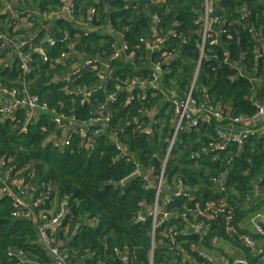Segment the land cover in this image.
<instances>
[{"label":"trees","instance_id":"trees-1","mask_svg":"<svg viewBox=\"0 0 264 264\" xmlns=\"http://www.w3.org/2000/svg\"><path fill=\"white\" fill-rule=\"evenodd\" d=\"M257 1L74 0L75 22L60 19L54 23L53 45L42 43L45 35L41 32L30 36L22 48L20 38L33 33L35 26L16 32L20 21L0 14L4 37L0 40L1 91L16 90L18 99L25 91L38 97L64 123L109 120L102 122L104 128L99 127L103 134L91 126L88 131L73 129L66 138L59 130L54 138L58 127L51 113L29 123L21 107L11 119L0 114V158L5 160L1 172L22 182L19 192L33 196L36 207L33 212L28 205L16 208L9 198L0 199V264H49L37 232L62 213H66L62 224L48 233L56 246L60 240L67 242L59 251L68 264H173L174 255L210 264L197 258L194 249L208 245L214 237H229L230 226L243 216V205L255 193V180L264 171V130L249 135L242 144L224 142L218 136L234 119H251L258 112L257 101L264 102V87L256 93L250 79L238 76L231 65L242 62L247 73L256 70L264 75V60L257 58L254 39L255 33L264 34V1L256 6ZM64 2L14 0L13 5L25 19L27 8L44 15L60 14ZM207 4L209 17L220 19L216 23L223 31L220 40L212 29L204 37L201 19ZM243 8L249 12H241ZM92 28L98 31L91 32ZM119 37L127 48L114 59ZM73 43L96 60L67 80L54 82L65 69L66 64L60 62ZM155 45L158 49L150 50ZM17 48L28 58L26 71ZM38 49L44 50L46 61ZM157 65L159 86L148 87ZM133 82L137 88L130 94ZM189 96L201 113L207 106L209 120L200 118L197 127L184 125L174 138L173 101ZM211 109L221 111L222 117L210 115ZM137 170L141 175L133 176ZM147 172L153 173L155 181L164 174L166 192L160 204L169 216H159L154 235L147 211L154 206L156 192ZM257 187L264 194V181ZM170 189L185 195H175L165 203ZM142 213L147 216L145 223L137 221ZM187 222L203 223L207 231L186 234ZM77 224L81 225L79 233L72 236ZM170 229L176 232L173 245ZM159 242L174 251L160 248ZM116 249L127 253L129 261L122 260Z\"/></svg>","mask_w":264,"mask_h":264},{"label":"crops","instance_id":"crops-1","mask_svg":"<svg viewBox=\"0 0 264 264\" xmlns=\"http://www.w3.org/2000/svg\"><path fill=\"white\" fill-rule=\"evenodd\" d=\"M1 1L2 2H0V14H2V15L7 14V13L11 14L10 8L11 7L14 8V5H13L14 0H1ZM73 1L74 0H65L63 11L60 14H56V15L55 14L44 15L40 11H36V10L32 11L31 9L27 8L26 12H28L29 15L25 17V20H23V22L20 21L18 24L15 25L14 31L21 30L23 28L24 29L25 28H33L34 26H35V29H34L35 31L33 33H31L30 35H27L26 37H21L20 38V40H22L21 42L24 44V42H27V40L30 39L29 38L30 36L31 37L33 35L38 36V33L42 32L45 35L42 43L43 44H45L47 42L50 43L51 42V35L53 33L52 29L54 28V23L57 20H60V19L69 20V18H70L69 21L75 22V19L73 18V14L71 15L70 12H68V11H72L74 8L73 7ZM263 1L264 0H258L256 3V6H261V3H263ZM105 2L108 3V0H105ZM108 7H109V5L106 6V8H108ZM207 10L210 11V7L208 4L205 8V13ZM241 12L248 13L249 10L247 8H243L241 10ZM18 14L21 17L22 14H20V13H18ZM93 14H94V10L89 11V15H88L89 22L92 21L91 16ZM11 15L15 18V15H13V14H11ZM203 18H204V16H203ZM34 19H37V21L35 22ZM78 24H79V27H85V25L83 26L82 22H78ZM217 25L218 24H216V23L209 24V26L207 27V31L209 32L212 29V31H214V33L219 37V40H220L221 33L223 31H222V28L217 26ZM204 28H205V26H204ZM263 29H264V27H263ZM154 30L155 29L153 28V31ZM90 31L96 32V31H98V29L92 28ZM208 32H207V34H208ZM251 32H253V31H251ZM107 33H112V32H111V30H107ZM254 36H255L254 39L256 38L255 41L258 43V47L255 50L257 58L264 60V34H260V35L258 34L257 35L255 33ZM120 39L121 38L119 37V40L116 41V51L113 54L114 59L120 58L121 55L126 50L123 47L125 45H122L120 43V41H121ZM162 42L163 41H159V44H162ZM52 43L53 42H51V44ZM7 46H9L8 42L5 45V47H7ZM155 46H153V47H155ZM5 47L3 49H6ZM150 50L155 51L156 49L151 48ZM37 51L39 52V49ZM116 53L119 54L117 57H115ZM94 60H96L94 57L87 55L84 52H79L77 47L75 48V43H73L71 45V50H70L69 54L67 56H65L64 59L60 62V63L66 64V66L64 67L65 69L63 70V72L60 75H58L54 78V82H56V80H55L56 78H58L57 81L67 80L76 71H79V69L81 67H85V66L89 65L90 63L92 64V61H94ZM102 62L103 63L107 62V60H102ZM226 62H228V60ZM231 65L238 71V76H243V77L245 76V77H248L250 79V81L255 86L256 93L258 90L260 91L263 89V87H264V75L260 76L261 74H259V72H257L256 70L252 73H247L245 71V66L243 65L242 62L232 63ZM160 75L161 74L159 72V76ZM101 76H104V74H102ZM136 86H137V83L133 82L132 86H130V89L127 92L131 94V92L137 88ZM153 86L155 88H157L159 86V80L157 82H155V84H153ZM148 87H152V86L149 84ZM22 95H23V98L18 99V92L16 90H14L13 92H8L6 90L0 92V107L2 110H4V109L6 110L7 108L10 107L13 109L14 114L18 111L19 107L26 109L25 121H26V123H29L31 120L27 121L28 107L25 104H23V101H25L28 97L30 98V96L28 95V93L26 91L22 92ZM32 97H35V96H32ZM255 98H256V95H255ZM18 102L21 104H18ZM44 104H46V103H44ZM257 105L258 106L264 105V102L260 103L259 101H257ZM206 107L207 106L205 105V108ZM49 110H50V108H49ZM174 112H175V110H174ZM14 114H8V115L5 114V117H3V118L4 119H11L14 116ZM156 114H157L156 112L151 113V116L154 117ZM36 115L37 116H36V118H34V120L37 119L41 115H46V113L43 112L40 114L39 112H37ZM175 116H176V114H175ZM177 122H178V118L176 116L174 125H176ZM258 125H261V120H259V121L257 120L256 124H252V122L248 120V121H244V122L239 123V124H229L227 126H223L221 128V131L225 137V141H228V140H231L233 138L243 136V134L246 131L254 130L255 127ZM91 126L98 127V128L99 127L104 128V124L102 122H99V121L97 122L95 120H90L89 123L82 124V125L77 124L75 121H69V122L64 123V129H63L62 133H63L64 138H66L70 134V131H72L73 129H75V130L80 129L82 131H88V129ZM101 128H99V129H101ZM59 130L61 131L62 129L61 128L57 129V132L55 133L54 138L56 137ZM103 133H104V131H103V129H101L100 134H103ZM146 174H147V177H148L150 183L153 186L155 183V178H154L153 173L147 172ZM4 176L5 175L3 174V172H1L2 182L0 184H3V185L0 187V189L3 187H6L10 192H12V193L14 192L16 195L21 196L19 191L21 190L23 183L19 180L18 181L10 180L9 174H8V178H5ZM263 181H264V171H263V174L260 176V178L255 180V184L258 186V184L263 183ZM257 186H256L255 193L252 196H250L247 199V201L245 202V204L243 205L242 211L244 212V214L241 217V219L239 221H237L236 225L232 224L230 226L229 234H228L229 237L228 238L214 237L210 240L208 245H199L198 248L194 249L195 253L197 254V258L202 259V260H207V262H209L210 264H235L237 262H243L244 264H264V237L260 236L258 229H257L258 227L264 228V194L259 193V189ZM178 190L177 189H170V191L167 192L165 203H167L173 196L177 195ZM3 198H9V197H3ZM24 200H25L26 204L29 206V208L31 209V211L34 212L36 207H35V204L33 201V196L29 195L28 197L24 198ZM11 202H12V200H11ZM12 204H13V202H12ZM148 211H147V213H148ZM64 214H66V213H64ZM145 214L142 213V214H139L137 216L139 218V216H141V215L146 216ZM61 224H62V221H61L60 225ZM200 224L202 225V227L200 230H198V229H195V227L199 224L194 226V225H191L189 222H187V231L188 232H186V234H191L194 231L195 232H206L207 227L204 226L203 223H200ZM80 226H81L80 224H77L76 227L73 230H71L72 236H75L79 233ZM202 230H204V231H202ZM68 231H70L69 228L66 229V233H68ZM37 237H38V241H39V239L41 240V241H39V244L44 249L46 254L49 256V258H50L49 264H51L53 261L52 255L49 253L48 249L43 245L42 237H41V234L39 233V229L37 232ZM246 238L251 239L253 241L254 246L252 248L246 244V242H245ZM66 244H67V242L64 240H60L57 242L58 248L65 247ZM159 247L160 248H169L170 249V250H168L169 252L174 251L172 246L171 245L168 246L167 244H165V242H159ZM151 249L152 250L150 253V259L152 260L153 253H154L153 245H152ZM115 252L121 257L122 260H124L126 262L129 261V255L127 253H121L118 249H116ZM11 253H12V251H11ZM14 253H15V251H14ZM172 263L173 264H196V261L194 259H191L189 256H185V255L182 256L181 260H179V256L174 255V259H173ZM26 264H39V263H26Z\"/></svg>","mask_w":264,"mask_h":264},{"label":"built area","instance_id":"built-area-1","mask_svg":"<svg viewBox=\"0 0 264 264\" xmlns=\"http://www.w3.org/2000/svg\"><path fill=\"white\" fill-rule=\"evenodd\" d=\"M10 12L11 14L15 15V18L18 21H22L25 20L24 18H21L20 15L18 14L17 10H14V8H10ZM70 12V14H73V10L72 11H68ZM19 16V17H18ZM204 26H205V31H204V37H207V27L209 26V24L211 23H219L220 19H211L209 17V10L206 11L204 18L202 19ZM4 37L2 35H0V40H2ZM54 43H52L51 45H53ZM25 44L20 43L19 47L22 48ZM124 49H126V46H123ZM20 48H17V52L16 54L21 58L22 60V68L26 71L27 70V57L24 55V52L22 50H20ZM155 49L158 48V46L156 45L155 47H153ZM40 54L43 56V59L45 60V52H43L42 50L39 49ZM119 54L116 53L115 57H117ZM168 60V59H167ZM91 63L88 65L90 66ZM155 73H154V80L152 83H150V85L152 86V88L154 87L153 84H155V82H157L160 79L159 76V72H160V66H156L155 67ZM5 91V90H2ZM0 90V92H2ZM87 100V97H85L82 100V103H85ZM18 104H21L18 102ZM23 104H25L28 107V114H27V121L31 120L33 121L34 118H36V113L39 112L41 113H51L53 116V120L55 122V124L57 125L58 128H61L62 125H64V118L62 116H60L59 114H57L54 110L50 111L48 106L44 103H41L40 100L38 99V97H28L25 101H23ZM173 106H174V110H175V114L178 118V122L175 125V135L174 138L176 136V134L178 133L179 130H181L184 125L185 126H189V127H197L199 125V120L200 118H202L203 120L207 121L209 120V115L207 113V107L205 108V106H203V113H201V108L197 107V104L195 101H193L191 99V97L189 96L186 100L183 101H178V100H174L173 101ZM5 110V109H4ZM2 110V113L8 115V114H14L13 109L12 108H7L5 111ZM210 115L214 116L216 119H220L222 117V112L219 110H209ZM204 116H203V115ZM95 121H99V122H107L109 121L108 119H94ZM257 120H261V124L262 126L258 129V130H250V131H246L243 136L241 137H237V138H233L231 140L228 141H233V142H237L239 144H242L243 140L248 137L249 135H252L254 133H256L259 130H264V105H261L258 107V112L255 116H253L251 119H249V121L252 122V124H256ZM30 121V122H31ZM244 121H248V120H243L242 118H236L233 120V124H239L242 123ZM256 128V127H255ZM147 132H149L147 130ZM85 135H82V137H84ZM218 136L225 141V137L222 133V131H220L218 133ZM172 147V145H171ZM171 147L169 149V151L171 150ZM119 149L122 150L121 146H118ZM123 156H126L127 152L123 149ZM5 165V160L3 158H0V183L2 182V177H1V167ZM8 174H4L5 178H8ZM141 175V171L137 170L133 176H140ZM217 184L221 185V181L217 180ZM164 174L162 173L157 181H155L154 185L152 186V188H154L155 190V203L154 206L149 209L148 211V217H151L153 219V235L155 232V229L157 228V226L160 225V222L158 223V219L159 216H162L163 219H168L169 216L164 212L163 207L160 204V197L163 196L165 194V189H164ZM21 196L16 195L14 192H10L6 187H3L0 189V199L3 197H9L12 202L14 207L19 208V207H26L27 204L24 200V198L28 197L29 194H27V192H22L20 193ZM184 194L183 192L177 193V195H182ZM185 195V194H184ZM186 196H190L189 193L186 194ZM169 203V201L167 202ZM64 213H62L63 215ZM61 216H58L57 218H55L53 221H51L50 223H47L45 225H43L42 227L39 228V233L41 234L42 237V242L43 245L48 249L49 253L52 255L53 261L51 264H68L67 260H66V256L62 255L59 251L58 246L55 245L54 240H53V235L49 234L48 231L50 230L52 233L55 230V225L61 220L62 218ZM29 216V214L27 215ZM147 216H139V218L137 219V221L139 223H145ZM202 227L201 224L197 225L195 227V229L200 230ZM258 232L260 234V236L264 237V228L263 227H258ZM175 236H176V232H174L173 229H170L169 231V235L168 237L170 238L171 241V245L175 244ZM246 244L249 247H253V241L251 239L246 238L245 239ZM154 246V243H153ZM235 264H244L243 262H237Z\"/></svg>","mask_w":264,"mask_h":264},{"label":"water","instance_id":"water-1","mask_svg":"<svg viewBox=\"0 0 264 264\" xmlns=\"http://www.w3.org/2000/svg\"><path fill=\"white\" fill-rule=\"evenodd\" d=\"M66 17H67V16H66ZM69 20H70V18H69ZM254 37H255V36H254ZM255 40H256V38H255ZM55 80L57 81L58 78H56ZM82 93H88V92H86L85 90H83ZM95 139H96V138H95ZM111 140H112L113 142H117L116 137H115V136H112V135H111ZM65 217H66V214H63L61 220L55 225V228H57V227L60 225L62 219H64ZM39 241H41V240L39 239ZM12 253H14V250H12ZM20 258H23V256L20 255Z\"/></svg>","mask_w":264,"mask_h":264},{"label":"rangeland","instance_id":"rangeland-1","mask_svg":"<svg viewBox=\"0 0 264 264\" xmlns=\"http://www.w3.org/2000/svg\"><path fill=\"white\" fill-rule=\"evenodd\" d=\"M40 50H42V51L44 52L43 49H40ZM41 56H42V55H41ZM42 57H43V56H42ZM45 61H46V58H45ZM87 94H88V93H87ZM1 113H2V109H1V107H0V114H1ZM2 116L5 117V114L2 113ZM100 120H103V119H100ZM103 121H104V120H103ZM66 122H69V121H66ZM104 122H105V121H104ZM105 123H106V122H105ZM61 129H62L61 131H63V129H64V125L61 126ZM70 132H71V131H70ZM82 135H85V132H82V133H81V136H82Z\"/></svg>","mask_w":264,"mask_h":264}]
</instances>
